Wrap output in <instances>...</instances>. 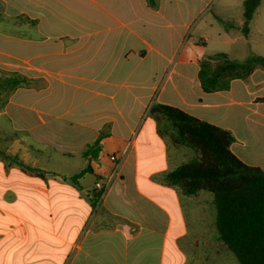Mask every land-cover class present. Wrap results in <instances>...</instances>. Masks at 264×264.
<instances>
[{"label":"crops","instance_id":"1","mask_svg":"<svg viewBox=\"0 0 264 264\" xmlns=\"http://www.w3.org/2000/svg\"><path fill=\"white\" fill-rule=\"evenodd\" d=\"M121 1L0 0V70L30 80L0 107V264H239L217 231L213 194L165 183L191 153L158 134L149 110L170 105L231 131L233 153L264 170V68L225 91L199 81L209 56L254 55L245 0L237 19L217 13L224 27L188 41L216 0ZM239 31L246 42L229 46ZM73 130L90 137L73 140ZM75 145L98 148L88 158L96 182L110 183L101 202L41 164ZM112 154L125 156L116 176Z\"/></svg>","mask_w":264,"mask_h":264},{"label":"trees","instance_id":"2","mask_svg":"<svg viewBox=\"0 0 264 264\" xmlns=\"http://www.w3.org/2000/svg\"><path fill=\"white\" fill-rule=\"evenodd\" d=\"M147 2L153 8L158 5V0ZM260 3L261 0L244 1L246 33ZM199 64L201 87L204 92L212 93L228 90L232 81L248 79L256 69L264 68V57L252 55L239 61L225 53H216ZM29 84L30 80L18 72L0 70V107L6 105L17 88ZM149 115L161 137L168 138L173 146L194 152L193 159L164 175L165 183L178 188L184 196L199 192L213 194L221 240L239 264H264V170L245 164L233 153L235 138L227 129L161 103H154ZM90 155V151L85 153L86 157Z\"/></svg>","mask_w":264,"mask_h":264},{"label":"rangeland","instance_id":"3","mask_svg":"<svg viewBox=\"0 0 264 264\" xmlns=\"http://www.w3.org/2000/svg\"><path fill=\"white\" fill-rule=\"evenodd\" d=\"M238 1L239 0L212 1L206 11L194 21V24L192 25L190 31L186 36V41L190 39L191 35H196L200 32L204 33V31L208 29L211 24H213L214 29L215 27H224V25H222L218 20L215 19V15L217 13H220L223 16L229 15L237 19L238 16L241 15V10L239 9V7L237 8L235 6L237 5ZM124 2L125 1L122 0L120 2V6L128 8V4L122 5ZM250 29L251 33L249 35V38L247 39L249 48L251 46L254 55L264 56V0H261L257 14L254 17ZM237 32L235 34L238 37H241V39H239L236 43L229 39V46H239L240 44H243V42H246V35L241 31H239V34H237ZM213 34L214 30L212 32L210 31V34H208V36L210 39H213L214 42L215 37ZM192 38L196 39V36H192ZM256 41H258V44H256ZM212 48L219 49L217 48V44L215 42L212 44ZM173 69L174 65H170L169 68L166 70L165 75L169 76ZM80 135H82L81 138L79 137ZM88 137H90V134H87V136H85V134L83 132L80 133L79 130H73L72 132L73 140L79 141L80 139H88ZM73 147L76 148V150H79L81 145H75ZM187 150L191 153V159H193V150L189 148H187ZM79 151V153H74L72 156L66 155V157L60 155L59 153H45L44 156H41V164L50 161L49 169L58 172L68 182H72V179L76 180V182L81 185L84 191L93 192L96 187L97 177L92 173L91 169L89 168L90 162H93V159H89L88 157H86L85 153L90 151L92 155H95L98 151V148L94 145H90L85 146L83 150ZM51 152L53 151L51 150ZM141 163L143 165V160ZM77 177L79 178L77 179Z\"/></svg>","mask_w":264,"mask_h":264},{"label":"built area","instance_id":"4","mask_svg":"<svg viewBox=\"0 0 264 264\" xmlns=\"http://www.w3.org/2000/svg\"><path fill=\"white\" fill-rule=\"evenodd\" d=\"M124 158H125V156L121 157V156H118L116 154H112L109 156L110 161L112 163H114L116 166L115 171H114L115 176L119 173V170H120V167L124 161ZM109 185H110V183L107 185H104L103 182L100 180L96 183L95 191H96L99 202H101L104 199V197L107 193V190L109 188Z\"/></svg>","mask_w":264,"mask_h":264}]
</instances>
